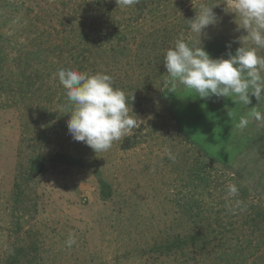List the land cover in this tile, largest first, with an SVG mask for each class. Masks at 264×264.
Instances as JSON below:
<instances>
[{
	"label": "rangeland",
	"instance_id": "374dc122",
	"mask_svg": "<svg viewBox=\"0 0 264 264\" xmlns=\"http://www.w3.org/2000/svg\"><path fill=\"white\" fill-rule=\"evenodd\" d=\"M202 4L215 7L218 20L206 30L204 49L226 59L247 35L237 30L229 0H135L127 7L116 0H0V264L17 247L25 248L27 264H264V120L233 126L229 142L240 144L221 165L176 133L165 108L164 51L181 34L190 42L185 20ZM242 45L255 46L247 38ZM257 54L264 57V48ZM60 69L107 74L127 99L135 93L128 107L140 119L136 128L105 152L74 141ZM197 102L224 122L225 98ZM252 107L264 113V97H251L241 115ZM61 156L82 165L60 163ZM26 171L28 185L20 179ZM100 180L112 191L106 201ZM229 184L238 188L234 197ZM219 217L226 233L215 226ZM199 231L212 238L199 250L153 251Z\"/></svg>",
	"mask_w": 264,
	"mask_h": 264
},
{
	"label": "clouds",
	"instance_id": "9594fccd",
	"mask_svg": "<svg viewBox=\"0 0 264 264\" xmlns=\"http://www.w3.org/2000/svg\"><path fill=\"white\" fill-rule=\"evenodd\" d=\"M134 2L116 0L121 7ZM229 3L232 13L240 21L237 30L244 29L247 33L235 41L241 46L234 53L227 51L226 59L223 56L212 58L205 51L202 40L207 38L206 30L215 26L218 20L213 11L215 7L202 4L195 16L187 20L189 31L193 34L190 42L181 34L174 45L164 51L166 79L162 92L174 93L178 86H183L194 91L200 99L235 97V102L248 106L251 97H255L258 103L264 97V57L257 54L258 48H264V0H229ZM245 38L255 46L242 45ZM226 47L230 49L231 45ZM57 76L71 106L66 124L74 141L83 142L95 153L105 152L115 141L136 128L140 119L133 112L134 116L130 115L126 94L112 86L111 76L73 69H60ZM249 117L264 120V113L252 107L248 115L239 118L237 127H247ZM165 152L175 160L171 151L165 149ZM227 187L230 196L237 195L235 184ZM68 243L71 245L72 240Z\"/></svg>",
	"mask_w": 264,
	"mask_h": 264
},
{
	"label": "trees",
	"instance_id": "16d2710c",
	"mask_svg": "<svg viewBox=\"0 0 264 264\" xmlns=\"http://www.w3.org/2000/svg\"><path fill=\"white\" fill-rule=\"evenodd\" d=\"M185 22L188 23L187 20H185ZM163 35H166V33H163ZM162 38L165 39L164 36ZM159 60L162 61V58L159 57ZM162 94L165 96V108L169 111L170 117L175 124L176 133L185 138V140H189V142L195 147L199 154L203 156V158L215 161L221 165L225 162L228 163L233 158L231 155L237 151V146L240 142L236 140L235 143L229 142V135L233 130V126L236 125L239 122V118L243 116L240 113V107L243 106L242 103L237 102V104L231 97L225 98V102L229 105V109L226 110L225 108L227 112L225 114H221L220 117L225 119L224 122H221L219 119L215 118V116L212 118L211 112L205 104L204 111H202V104L198 107V95L194 91L187 90V92H178V95H176L177 93L170 94V92L165 90ZM179 95L184 97V99H182ZM132 98L133 100L130 98L128 99V105L136 104L135 101L137 98L135 93H133ZM206 104L211 106L210 102L206 101ZM228 113H230V116ZM230 117L235 118L234 122H232ZM58 160V162L67 165H82V162L79 160L64 158L63 156L59 157ZM188 175L193 178L195 172L189 169ZM30 177L31 175H29V171H26L24 176H20V179L28 185L31 181ZM197 179H202L204 182L203 176L197 177ZM98 183L100 186L101 199L103 201L108 200L111 197V188L108 187L107 184L101 182V180L98 181ZM17 187L18 185H15V188ZM191 210L192 208H188L187 211L191 212ZM214 223L215 226L217 228H221V230L223 229L222 226L225 225L224 222L221 221L220 217L219 219H216ZM226 230L227 229H224L222 231H225L226 233ZM215 231V229H212V234ZM200 232L201 231H199V233L192 232L189 233V235L180 238L177 236L174 242L155 246L153 251L160 254L165 253L166 255L179 254L184 256V253L188 248H191L193 251L199 250L201 248L200 245L208 244L212 241V238L208 237L207 231L204 233ZM205 238H208L210 242L204 241ZM213 239L216 240V238ZM26 255L25 248L17 247L10 256L6 257L4 264H27V261H23V258L26 259ZM224 258L225 261H227L228 255L221 254L217 257V259L221 260V262H224ZM29 263H31V261H29ZM195 264H198L197 260H195Z\"/></svg>",
	"mask_w": 264,
	"mask_h": 264
}]
</instances>
